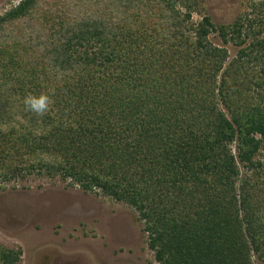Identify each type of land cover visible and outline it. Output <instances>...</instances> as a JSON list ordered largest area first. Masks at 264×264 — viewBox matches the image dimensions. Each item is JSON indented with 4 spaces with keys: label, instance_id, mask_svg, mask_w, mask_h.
<instances>
[{
    "label": "trees",
    "instance_id": "obj_1",
    "mask_svg": "<svg viewBox=\"0 0 264 264\" xmlns=\"http://www.w3.org/2000/svg\"><path fill=\"white\" fill-rule=\"evenodd\" d=\"M202 2L20 0L0 15V187L59 178L128 205L158 264L264 262V0L222 25L192 21ZM41 93L42 117L24 104ZM22 256L0 243V264Z\"/></svg>",
    "mask_w": 264,
    "mask_h": 264
},
{
    "label": "rangeland",
    "instance_id": "obj_2",
    "mask_svg": "<svg viewBox=\"0 0 264 264\" xmlns=\"http://www.w3.org/2000/svg\"><path fill=\"white\" fill-rule=\"evenodd\" d=\"M19 2L0 0V15ZM252 2L203 0L192 21L209 16L216 25L232 24L250 12ZM21 28L29 27L23 23ZM210 39L225 47L231 60L238 53L239 48L223 44L216 35ZM252 101H261L259 92H253ZM257 159L264 161V150ZM143 229L130 206L70 188L59 178L33 176L0 187V243L22 249L20 264H158Z\"/></svg>",
    "mask_w": 264,
    "mask_h": 264
},
{
    "label": "clouds",
    "instance_id": "obj_3",
    "mask_svg": "<svg viewBox=\"0 0 264 264\" xmlns=\"http://www.w3.org/2000/svg\"><path fill=\"white\" fill-rule=\"evenodd\" d=\"M51 103L50 96L45 93L39 96L29 94L24 100L27 110L41 117L49 111Z\"/></svg>",
    "mask_w": 264,
    "mask_h": 264
}]
</instances>
